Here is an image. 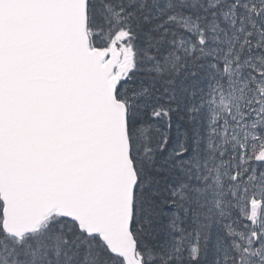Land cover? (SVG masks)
Here are the masks:
<instances>
[{"label": "snow or ice", "instance_id": "6c2138e0", "mask_svg": "<svg viewBox=\"0 0 264 264\" xmlns=\"http://www.w3.org/2000/svg\"><path fill=\"white\" fill-rule=\"evenodd\" d=\"M0 264H264V0H0Z\"/></svg>", "mask_w": 264, "mask_h": 264}]
</instances>
